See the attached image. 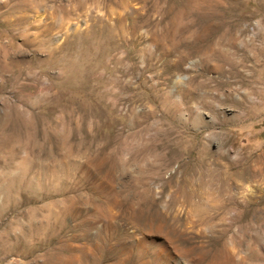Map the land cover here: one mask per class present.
<instances>
[{"label":"rangeland","instance_id":"obj_1","mask_svg":"<svg viewBox=\"0 0 264 264\" xmlns=\"http://www.w3.org/2000/svg\"><path fill=\"white\" fill-rule=\"evenodd\" d=\"M0 45V264H264V0H0Z\"/></svg>","mask_w":264,"mask_h":264},{"label":"bare ground","instance_id":"obj_2","mask_svg":"<svg viewBox=\"0 0 264 264\" xmlns=\"http://www.w3.org/2000/svg\"><path fill=\"white\" fill-rule=\"evenodd\" d=\"M2 16V15H1ZM0 48H1V45H0ZM1 52V51H0ZM2 53V52H1ZM222 191V190H221ZM226 202V201H225Z\"/></svg>","mask_w":264,"mask_h":264}]
</instances>
